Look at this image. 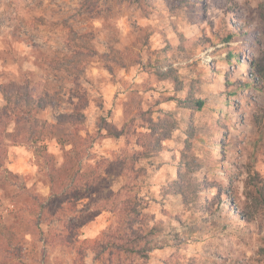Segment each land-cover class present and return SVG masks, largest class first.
<instances>
[{"label":"clouds","instance_id":"1","mask_svg":"<svg viewBox=\"0 0 264 264\" xmlns=\"http://www.w3.org/2000/svg\"><path fill=\"white\" fill-rule=\"evenodd\" d=\"M0 20V264H264V0Z\"/></svg>","mask_w":264,"mask_h":264},{"label":"rangeland","instance_id":"2","mask_svg":"<svg viewBox=\"0 0 264 264\" xmlns=\"http://www.w3.org/2000/svg\"><path fill=\"white\" fill-rule=\"evenodd\" d=\"M14 2H16V0H14ZM0 23H2V20H0ZM52 150L55 151V148L53 147Z\"/></svg>","mask_w":264,"mask_h":264}]
</instances>
